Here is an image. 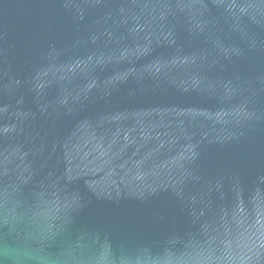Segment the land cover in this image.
I'll list each match as a JSON object with an SVG mask.
<instances>
[{"label": "water", "instance_id": "obj_1", "mask_svg": "<svg viewBox=\"0 0 264 264\" xmlns=\"http://www.w3.org/2000/svg\"><path fill=\"white\" fill-rule=\"evenodd\" d=\"M24 243L264 264V0H0V247Z\"/></svg>", "mask_w": 264, "mask_h": 264}, {"label": "clouds", "instance_id": "obj_2", "mask_svg": "<svg viewBox=\"0 0 264 264\" xmlns=\"http://www.w3.org/2000/svg\"><path fill=\"white\" fill-rule=\"evenodd\" d=\"M7 257L10 264H59V261L46 255L41 248L24 243L15 248L0 247V259Z\"/></svg>", "mask_w": 264, "mask_h": 264}]
</instances>
